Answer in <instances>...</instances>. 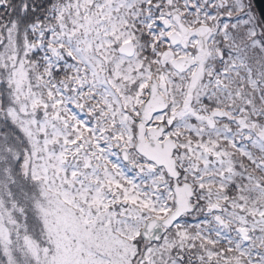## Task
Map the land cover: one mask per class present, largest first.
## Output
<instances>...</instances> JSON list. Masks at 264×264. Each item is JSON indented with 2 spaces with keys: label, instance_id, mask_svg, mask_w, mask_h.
Instances as JSON below:
<instances>
[{
  "label": "snow or ice",
  "instance_id": "1",
  "mask_svg": "<svg viewBox=\"0 0 264 264\" xmlns=\"http://www.w3.org/2000/svg\"><path fill=\"white\" fill-rule=\"evenodd\" d=\"M0 264H264V0H0Z\"/></svg>",
  "mask_w": 264,
  "mask_h": 264
}]
</instances>
